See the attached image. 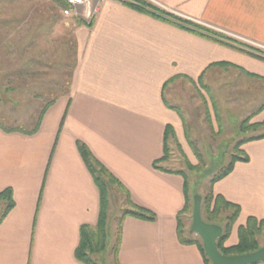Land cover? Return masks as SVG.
<instances>
[{
    "label": "crops",
    "instance_id": "1",
    "mask_svg": "<svg viewBox=\"0 0 264 264\" xmlns=\"http://www.w3.org/2000/svg\"><path fill=\"white\" fill-rule=\"evenodd\" d=\"M124 1H92L71 14L76 22L71 88L44 114L38 132L0 129V192L11 188L15 202L0 223V264H83L75 257L80 227L97 225L100 193L79 142L135 204L157 216L155 222L124 219L120 264H206L199 247L183 245L177 233L185 206L183 176L154 166L164 156L168 126L180 143L184 139L170 92L188 81L212 80L225 63L262 93L264 59ZM148 1L241 45L264 49V0ZM242 150L249 162H237L212 186V194L240 206L239 226L250 217L264 218V139Z\"/></svg>",
    "mask_w": 264,
    "mask_h": 264
},
{
    "label": "rangeland",
    "instance_id": "2",
    "mask_svg": "<svg viewBox=\"0 0 264 264\" xmlns=\"http://www.w3.org/2000/svg\"><path fill=\"white\" fill-rule=\"evenodd\" d=\"M63 11L55 0H0V123L7 128L31 130L43 108L68 92L75 61L76 22ZM219 35L218 40L224 41V45L264 59L263 48L247 42H243L244 46L232 37ZM241 75L229 69L228 64L221 65L212 80L208 77L174 85L169 96L171 110L182 124L184 139L180 143L172 127L167 138V156L159 165L168 171L183 172L186 177L189 207L182 217L184 236L201 243L198 235L189 232L194 197H202V219L205 220L204 201L211 195L210 181L236 155L242 154V146L237 143L264 134V88L260 93L258 84L244 81ZM108 188L107 247L96 257L98 264H115L112 247L116 242L117 222L129 209L121 190L110 184ZM5 205L0 202V217ZM231 214L220 215L214 224L224 230L225 217ZM239 227L237 223L234 225L227 242L232 241L225 242V247L238 244ZM257 242L264 247V230Z\"/></svg>",
    "mask_w": 264,
    "mask_h": 264
},
{
    "label": "trees",
    "instance_id": "3",
    "mask_svg": "<svg viewBox=\"0 0 264 264\" xmlns=\"http://www.w3.org/2000/svg\"><path fill=\"white\" fill-rule=\"evenodd\" d=\"M56 3H59V6H61L64 10L68 7L66 3H64L63 0H55ZM123 3L127 4L130 7H133L138 10V12H143L145 14H148L156 19H161L163 21H167L169 23H173L178 27L187 29L188 32L191 31L193 33L199 34L204 37H207L209 39H212L214 41H218L219 43L224 44V41L218 40L219 34L215 33V31H210L209 29H205L203 27H200L194 22H191L190 20L187 19H182L179 18L172 13L168 11H163L153 4L147 2L146 0H125ZM153 5V6H152ZM219 35V36H218ZM222 38H225L224 36ZM225 65V64H219ZM202 79V78H201ZM71 88V81L68 84V92ZM67 92V93H68ZM67 95V94H66ZM58 100V98L50 101L41 113L39 114L37 123L31 130H24L19 127H8L4 126L3 124L0 123V129H2L6 133H23L26 135H32L37 133L39 130V126H41L44 114L48 111V109ZM264 108V105H262ZM252 127L254 128H259V125H253ZM172 129V126H168L165 135V148H164V156L163 158H160L157 162L154 163L155 168L165 170L163 168H159V163L163 162L167 156V138H168V133H170ZM264 139V134L261 136H253L250 138H245L243 141L241 140L238 144L239 147L243 146L247 142L255 141V140H261ZM78 149L79 152L83 158V162H85L89 172L92 175L93 180L96 184V187L99 189L100 193V213H99V220L98 223H96V226H91V225H82L80 227V240L79 244L77 246L76 251H75V257L77 261L82 262L83 264H98L96 261V257L100 255L101 253L106 251L107 247V221H108V198H109V184L116 186L118 189L121 190V192L124 194V198H126L127 204L129 205V209H126L120 217L118 223V231L116 234V242L114 246L112 247V253L114 256V263L115 264H120L118 259V251L119 247L121 244V239H122V225L123 221L126 217H134L139 220L143 221H148V222H155L157 219V216L154 212L150 211L149 209H146L142 206H139L135 204L132 199L130 198L129 192L121 185V183L112 175L110 174V171L98 160L91 154L90 150H88V147L82 143H78ZM242 154L241 155H236V157L229 163V165L224 168V170L217 176H215L211 182L212 186L217 183L218 181L224 179L227 177L232 171L233 167L237 162H249V157L247 154L241 150L240 151ZM200 155H198L197 158L200 159ZM166 172L170 173H176L180 174L184 178V191H185V206L183 207V210L179 213L178 215V235L180 242L183 245H197L199 249L202 252V256H204L205 263L206 264H212L211 261L208 259L207 256H205V251L203 244L192 238H186L184 236V221L182 220V217L186 214V211L188 210V200L189 196L188 190H187V179L183 175V172H174V171H168L165 170ZM213 192L211 191V195L208 196L205 199V207H206V212L207 216L206 219L204 220L206 223L209 224H214V221L220 217V215L227 213V212H232L231 215H228L225 217L227 224L224 228L223 234L218 239L217 241V246L219 251L222 253V255H227V256H232V255H242V254H247V253H253L257 250H260V246L258 245L257 242V237L261 235V233L264 230V218L259 220V218L255 217H250L248 218L247 222L245 225H241L238 229V236H239V241L237 242L238 244L233 246V247H225V242L229 239L231 235V230L233 229L234 225L238 221V217L240 216L241 213V208L238 205H235L234 203H231L227 201L224 197L220 195H214L212 194ZM194 200V199H193ZM0 202L6 203L5 209L1 214L0 217V223L6 218L7 214L15 207V202H14V197H13V190L11 188H7L0 192ZM190 232V231H189ZM192 233V232H190Z\"/></svg>",
    "mask_w": 264,
    "mask_h": 264
},
{
    "label": "water",
    "instance_id": "4",
    "mask_svg": "<svg viewBox=\"0 0 264 264\" xmlns=\"http://www.w3.org/2000/svg\"><path fill=\"white\" fill-rule=\"evenodd\" d=\"M202 197H194L191 231L198 235L205 251V256L212 264H261L264 263V247L253 253L242 255H222L217 246V241L223 234V228L216 224L206 223L202 219Z\"/></svg>",
    "mask_w": 264,
    "mask_h": 264
},
{
    "label": "built area",
    "instance_id": "5",
    "mask_svg": "<svg viewBox=\"0 0 264 264\" xmlns=\"http://www.w3.org/2000/svg\"><path fill=\"white\" fill-rule=\"evenodd\" d=\"M67 4V8L63 11L65 16H70L73 12L81 6H86L91 4V2H96L98 4L105 2V0H63Z\"/></svg>",
    "mask_w": 264,
    "mask_h": 264
}]
</instances>
